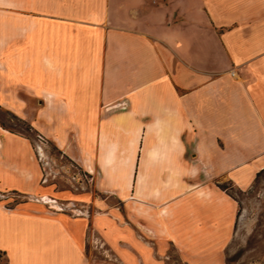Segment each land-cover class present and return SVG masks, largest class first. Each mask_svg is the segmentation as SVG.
<instances>
[{
    "label": "crops",
    "instance_id": "0c3cea01",
    "mask_svg": "<svg viewBox=\"0 0 264 264\" xmlns=\"http://www.w3.org/2000/svg\"><path fill=\"white\" fill-rule=\"evenodd\" d=\"M0 108L122 206L49 211L47 144L0 124V195L25 197L0 198V264H222L221 184L264 168V0H0Z\"/></svg>",
    "mask_w": 264,
    "mask_h": 264
},
{
    "label": "rangeland",
    "instance_id": "374dc122",
    "mask_svg": "<svg viewBox=\"0 0 264 264\" xmlns=\"http://www.w3.org/2000/svg\"><path fill=\"white\" fill-rule=\"evenodd\" d=\"M14 114L0 108V119L4 125H10L14 130H24L25 125L21 120L23 118ZM27 132L34 140L36 134L31 130ZM46 147L43 156V165L48 172L45 173L43 181L45 191L35 194L33 200L42 203L49 211L63 212L72 217L91 218L93 213L101 210L98 206L101 199L117 204L122 209L121 199L116 194L98 192L93 186V178L91 182L77 178L78 175L74 171L78 169L73 165L69 168L65 165V162L71 160L55 151L51 143H47ZM71 162L78 165L74 161ZM223 183L238 200V210L233 236L223 251L222 264L227 261L228 264H264V169L247 188L235 187L228 181ZM0 198L4 199L5 204L12 206L25 197L8 192L1 194ZM99 243L96 245L99 246ZM87 250L94 253L89 247ZM101 251L104 255V251Z\"/></svg>",
    "mask_w": 264,
    "mask_h": 264
},
{
    "label": "built area",
    "instance_id": "2783aa9c",
    "mask_svg": "<svg viewBox=\"0 0 264 264\" xmlns=\"http://www.w3.org/2000/svg\"><path fill=\"white\" fill-rule=\"evenodd\" d=\"M36 138H37V141L39 144H47L48 143V139L42 133H36ZM43 156H44V154L42 155V163L44 160ZM65 165L67 168L72 167V165H73L74 167H76L78 169L77 171H74V173H77V175H78L77 178H81L82 180H85L88 182L92 181L93 175L89 170L81 168L80 166L75 165L71 161L65 162ZM43 168L45 169V165H43ZM44 176H45V173L43 174V178H42L43 181H44Z\"/></svg>",
    "mask_w": 264,
    "mask_h": 264
},
{
    "label": "trees",
    "instance_id": "16d2710c",
    "mask_svg": "<svg viewBox=\"0 0 264 264\" xmlns=\"http://www.w3.org/2000/svg\"><path fill=\"white\" fill-rule=\"evenodd\" d=\"M6 110H7V109H6ZM7 111H8V112H11V111H9V110H7ZM11 113H12V112H11ZM13 114H14V113H13ZM14 115H15V114H14ZM21 120H22V122H23L24 125H25V126H24V130H21V129H17V130L27 134V131L30 129V125H29V123H27L25 120H23V119H21ZM0 123H1V125L5 126V127L14 130V128H13L12 126H10V125H4V122H3L1 119H0ZM263 169H264V168H263ZM263 169L258 170L257 173H256V175H255V177H257L258 174H260V172H261ZM221 185H222L223 187L229 189V187H228L225 183H222ZM229 192H230L232 195H234L233 192H232L231 190H229ZM226 264H228V261L226 262Z\"/></svg>",
    "mask_w": 264,
    "mask_h": 264
}]
</instances>
